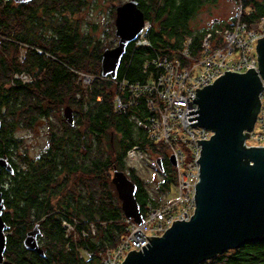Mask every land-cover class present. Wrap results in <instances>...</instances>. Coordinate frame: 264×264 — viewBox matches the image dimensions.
<instances>
[{
    "label": "trees",
    "instance_id": "obj_1",
    "mask_svg": "<svg viewBox=\"0 0 264 264\" xmlns=\"http://www.w3.org/2000/svg\"><path fill=\"white\" fill-rule=\"evenodd\" d=\"M137 1L149 22V45L136 47L133 42L128 46L118 83L148 82L151 75L144 67L157 55L180 58L188 37L193 38L197 52L206 33L223 26L196 31L190 24L203 7L217 0ZM241 1L246 22L264 18V0ZM86 4V0L21 4L0 0V157L7 158L14 169L13 174L6 170L1 174L3 220L10 227L8 262L103 264L106 251L116 248L128 233L110 175L115 169L126 170L127 152L134 147L160 155L164 166L160 192L169 191L176 182L165 147L148 140V112L139 107L119 113L114 104L119 85L99 78L102 42L82 33L74 20ZM24 45L34 49L27 50L21 60ZM78 71L98 78L85 86L78 81ZM26 72L33 73V81L21 79ZM63 107L73 110L74 125L65 120L64 110L61 115ZM53 116L56 122L46 150L35 159L20 155L16 130L33 128L41 119L52 120ZM127 176L137 186L136 200L145 216L148 204L160 200L151 195L135 168H129ZM36 226L45 257L24 245L28 232ZM203 264H264V243L246 244Z\"/></svg>",
    "mask_w": 264,
    "mask_h": 264
},
{
    "label": "water",
    "instance_id": "obj_2",
    "mask_svg": "<svg viewBox=\"0 0 264 264\" xmlns=\"http://www.w3.org/2000/svg\"><path fill=\"white\" fill-rule=\"evenodd\" d=\"M32 0H14L27 3ZM146 19L137 0L116 8L115 36L118 45L102 55L103 77L117 78L128 46L142 33ZM258 70L228 72L214 84L197 93L194 127L214 133L202 145L200 181L196 186V209L189 221H177L162 236L147 237L150 245L130 252L122 264H203L246 244L264 243V147H248L264 90V38L258 41ZM65 120L74 125L73 110L64 109ZM1 130V123H0ZM170 163L176 166L173 156ZM160 171L162 162L157 160ZM14 173L7 158L0 157V264L5 259L10 227L3 220L5 210L1 173ZM116 187L124 217L141 223L143 215L136 200L137 186L124 171L114 170ZM36 226L28 232L25 248L45 257Z\"/></svg>",
    "mask_w": 264,
    "mask_h": 264
},
{
    "label": "built area",
    "instance_id": "obj_3",
    "mask_svg": "<svg viewBox=\"0 0 264 264\" xmlns=\"http://www.w3.org/2000/svg\"><path fill=\"white\" fill-rule=\"evenodd\" d=\"M238 7L235 20L227 27L220 26L207 32L197 52L193 50V38L188 37L182 43L180 58L172 60L157 55L148 62L144 67L145 72L151 75L148 82L118 83L111 77L99 76L100 79L119 85V93L114 98L119 113L139 107L148 112L145 126L149 142L157 147H165L169 158L173 156L176 161L175 184L169 191L162 192L159 204H148L141 223L124 219L128 233L116 248L106 251L103 264H122L130 252L143 251V247L150 245L147 237L162 236L175 222L189 221L194 215L196 186L200 181V142L214 135L204 127H194L197 121L191 118L199 110L195 102L197 92L214 84L228 72L243 74L249 70H258L257 45L264 38V18L248 23L243 17L241 0ZM148 28L149 22H146L134 42L136 47L149 45L146 38ZM80 75H85L86 83H92L98 78L90 74ZM260 98L257 122L246 141L248 147H264V90ZM249 140L255 144L251 145ZM140 151L139 147H134L127 152V157H137ZM173 192L176 194L173 195ZM95 233L92 226V234Z\"/></svg>",
    "mask_w": 264,
    "mask_h": 264
},
{
    "label": "rangeland",
    "instance_id": "obj_4",
    "mask_svg": "<svg viewBox=\"0 0 264 264\" xmlns=\"http://www.w3.org/2000/svg\"><path fill=\"white\" fill-rule=\"evenodd\" d=\"M87 4L80 14L74 17L75 22L79 24L80 30L84 34H89L94 37V40H101L104 51L108 47H116L118 45V38L115 36V20H116V8L117 6L124 4L129 0H86ZM121 2V3H120ZM239 0H217L215 4H208L203 7L192 19L191 27L196 30L210 29L217 25L231 24L238 16ZM115 11V13L113 12ZM220 27V26H218ZM24 50H20L21 60L24 59V55L27 50L34 49L30 45H24ZM108 48V49H112ZM36 50L39 51L38 48ZM83 74H88L84 71H78ZM78 73V81L83 85L88 86L90 82L86 83L85 75ZM33 73L26 72L21 76L24 82L33 81ZM17 78L18 76H14ZM61 115H63V110ZM53 120V121H52ZM52 120L41 119L33 128H18L15 132V137L21 140V149L19 154L25 153L29 159L36 158L46 150L50 141V134L53 129V125L56 122V117L53 116ZM53 122V123H52ZM259 128L256 129V132ZM248 143L255 144L253 140H249ZM161 159L160 155L153 153L152 151L145 152L141 150L137 157L128 158L126 163V170H123L126 174L129 168H135L137 174L143 181L146 182L147 189L152 196L159 198L162 195L160 192V183L162 181L161 171L158 168L157 160ZM113 173L111 172V180L113 179ZM176 192H173L175 195Z\"/></svg>",
    "mask_w": 264,
    "mask_h": 264
},
{
    "label": "flooded vegetation",
    "instance_id": "obj_5",
    "mask_svg": "<svg viewBox=\"0 0 264 264\" xmlns=\"http://www.w3.org/2000/svg\"><path fill=\"white\" fill-rule=\"evenodd\" d=\"M89 146H90V144H89ZM92 146V145H91ZM38 157V156H37ZM36 157V158H37ZM81 157H83V156H81ZM31 159H35V158H31ZM162 162V161H161ZM162 166H163V162H162ZM159 168V167H158ZM5 169H3L2 170V172L4 171ZM160 170V169H159ZM161 172H164V166H163V170L161 171ZM2 174V173H1ZM12 174V173H11ZM114 174V173H113ZM127 175V174H126ZM1 185H2V182H1Z\"/></svg>",
    "mask_w": 264,
    "mask_h": 264
},
{
    "label": "bare ground",
    "instance_id": "obj_6",
    "mask_svg": "<svg viewBox=\"0 0 264 264\" xmlns=\"http://www.w3.org/2000/svg\"><path fill=\"white\" fill-rule=\"evenodd\" d=\"M198 93V92H197ZM197 99V98H196ZM195 102H196V100H195ZM197 104V103H196ZM198 112H199V110H198Z\"/></svg>",
    "mask_w": 264,
    "mask_h": 264
}]
</instances>
